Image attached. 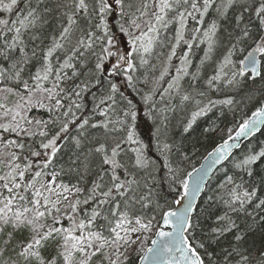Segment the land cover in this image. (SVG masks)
Listing matches in <instances>:
<instances>
[{"label":"snow or ice","instance_id":"6c2138e0","mask_svg":"<svg viewBox=\"0 0 264 264\" xmlns=\"http://www.w3.org/2000/svg\"><path fill=\"white\" fill-rule=\"evenodd\" d=\"M30 2V0H29ZM117 4L123 7L122 0H116ZM237 0H222L221 4L216 6L215 11L219 18H227L228 9L233 8ZM20 0H0V13L7 14L6 18H0V58L7 61L9 67H0V82L5 78L16 82H22L23 90L27 96L16 92L12 88L0 89L5 93H12L19 96V102L14 108L7 107L6 104L0 103V109L4 110V116H10L9 123H0V129L3 132H12L19 135L32 137L39 135L41 137H49L46 130L49 123H59V130L52 134L46 142H41L40 147L45 150L44 153L33 151L32 156H45L41 165L36 167L39 170L34 171L26 180L25 174L33 168V164L27 157H24L26 163H9L10 169L4 175H0V234L5 233V228L10 227L11 232L7 233V239L4 241V248L0 250V257L4 256V252L14 239V234L27 230L28 237L19 242V250L15 247L12 251L15 252L17 260L11 264H57L58 260H62L63 264H90L91 258L95 255L103 254L109 260V264H119L120 248L133 243L131 235L142 231H151L152 221L146 219L143 215L144 209H149L153 204V189L148 183L141 184L136 179L135 175L129 172L128 168L121 162L120 157L124 151L123 145L127 143L139 144L136 139L135 122L137 114L135 105L132 101H128V110L124 112V121H120L123 125L127 123V129H109L110 121L92 123L91 128H103L106 131H126V135L122 140L112 139L109 143L107 139L101 140L97 137L90 139L86 138L87 143L93 144V147L85 149L82 153L79 151L83 146V141L80 137L85 136L83 131L79 136L74 138L75 158L71 159L70 164L65 170L63 167L59 171L54 168L45 172L60 152V147L57 145L61 136L69 132V124H75L80 119L73 111V108L79 110L81 104L77 102L82 95L90 88L99 84L91 80L82 81L74 85L71 91V99L69 93L65 92L61 84L65 80L72 79L79 75L75 70L76 65L72 63L74 59L84 55V51L93 48V37L95 33L91 30H86V38L82 34L74 36L76 26L78 24L77 16L81 13L87 15L89 12V4L86 0H70V4L57 5V7L69 8L70 11H65L62 16L66 18L64 22L59 24V33L51 36V44L47 46L46 51L41 49V66L34 74H30L29 78L32 81L30 85L28 80L21 81L22 74L26 71V65L31 63L33 57L37 56V49H40V44L43 41V33L36 32V29H41L43 25L50 21L45 16L53 9L45 6L42 10L40 5L44 4V0H37L34 7L28 6L26 3V14L17 15L14 20H10V16L14 11H18ZM216 4V0H145L138 11L139 17L132 21V25L139 31V35L129 34L131 39L129 43L132 45V52L136 54L148 53L152 50L155 42L159 38L160 30L167 28L171 22L178 21L179 29L175 34V42L171 48V54L168 57L171 60L176 55V49L183 41L189 50L193 47V42L198 36L203 37L199 43H207V52L205 59H210V53L213 51L217 33L220 30L217 21L211 22L206 30L201 33V28L204 25V16L209 12V9ZM152 8L151 13L149 8ZM111 9V5L107 0H100L98 15L100 23L98 28H102L104 32V43L101 45V55L98 56L95 63V69L102 72L104 65L103 61L115 55L110 51L114 47V41L108 34V26L103 17L106 11ZM182 9V10H181ZM191 9V10H189ZM249 10V6L241 4L239 15L234 21L235 27L239 29L236 35L233 36L231 30L225 33V41L230 47L227 49V55L219 65L216 74L210 76L206 84L213 90H219L220 84L223 81L225 86L237 87L245 82L244 77L249 75L250 69L253 79L262 74L257 71L256 65L259 63L253 54L248 53V57L241 60L237 66L236 61L232 59L236 51H243V48H237V44H246L249 40L255 45L254 51L264 53V0L260 6L255 9V16L259 20V34L254 35L252 29L248 25L241 27V22L244 20V13ZM174 12L175 15L168 18L169 13ZM199 15V19L197 18ZM148 17L144 20V28L137 23V20ZM187 18L195 21L196 27L193 30L191 40L185 39V29ZM85 30L81 29L83 33ZM121 31H125L123 27ZM12 33L10 37L8 34ZM25 33H31L29 40L34 44L31 49V56L27 51L28 45L25 41ZM7 37V38H6ZM97 40L104 39L96 37ZM74 41V42H73ZM84 49V51H81ZM58 50L66 52V58L58 68H54L52 57ZM142 63L146 61L142 60ZM124 65V72L129 86L133 84V76L128 73L135 70V65L132 59L125 58L123 55L118 57L117 68L120 64ZM204 60L201 61V64ZM190 60L188 53H184L181 57V66L176 69V75L172 82L168 84V90L175 88L179 92L181 78L189 75L188 66ZM228 68V71L225 69ZM65 69H73L71 76ZM167 74V68L161 74L160 79ZM196 76L192 77L195 81ZM46 83H50V87H45ZM109 91L115 94L119 91L118 86L114 83L109 84ZM167 92V90H166ZM63 94V95H61ZM108 95L107 98L99 99L96 104V109H99V114L107 116V111L101 108L107 101H114V95ZM204 96L205 93H199ZM190 96L183 95V101H189ZM63 99H70L69 105L62 103ZM145 102L152 100L151 96L144 97ZM54 102V103H53ZM235 104L232 97H227L219 100L209 99L206 104L201 105V101L197 100V110L191 113L190 119L186 123L183 131L189 132L195 124L198 117L207 115L214 106L231 107ZM33 107L44 108L48 112L60 111L62 108L66 110L62 113L65 120H60L57 116L53 121L36 120L35 125L40 126L38 132L30 130L26 125H32L33 121L24 113ZM95 111V109H94ZM264 124V101L260 102V106L252 113L251 119L244 120L236 132L235 139L245 136L255 130L257 125ZM89 126V119L84 118L78 125V129H85ZM7 147H15L23 150L25 145L18 143L15 140H8ZM165 148H169L165 145ZM231 145L225 142L212 154V163L220 162L227 159ZM50 150V151H48ZM136 152L134 167L139 169L147 168L151 165V161L144 156L142 149H133ZM12 161L19 159L15 152L8 154ZM264 162V148L259 151L250 152L245 157L234 164L236 169L246 172L248 176H253V166ZM165 167L169 173V183H174L178 179L175 170L170 166V163ZM122 170V173H121ZM202 169L196 170V179L190 185L189 179H181L179 181L182 188V195L175 201L180 204L186 197L188 203L183 211L168 210L163 212L162 219L165 226H170L172 231H159L157 236L161 239L153 240L152 243L157 245L156 248H148L145 253V259L151 257H160L167 255V264H206L204 257H208V264H264V246L255 248L248 243L249 234L255 230V217L253 224L245 223L241 227L235 219L228 214L240 213L245 211V206L251 204L257 196V189L244 188L242 183H237L233 177H227L226 192L218 197L228 211L224 215L215 217V226L211 227L207 233L209 246L218 244L221 252L218 255L210 256L204 242H199L194 246L186 235L193 229L192 218L189 213H193L196 209L193 206L197 194L200 191ZM94 174V175H93ZM206 174V173H205ZM75 176V182L69 179L67 183L61 179L62 176ZM191 179L193 173H188ZM89 176L92 179L89 181ZM59 181V183H58ZM87 183L91 187H85ZM262 183H264V175H262ZM175 190V189H174ZM23 193H30L25 195ZM209 206L206 212L210 211L214 198L208 197ZM92 204L91 209H84L83 205ZM139 205V209H137ZM256 208L264 207V199H259L255 205ZM63 209V211H62ZM84 212V218H80V213ZM251 215V213H248ZM51 218V223H48ZM105 221L104 225H97V219ZM63 219L69 222L68 227L63 226ZM154 219V217L152 218ZM264 220V217L261 218ZM107 231L108 235L104 232ZM79 233V234H77ZM229 234L231 237L229 238ZM58 238L59 243L56 246L55 255L51 258H45L41 249L45 247V242L49 239ZM111 249L109 253L107 250ZM198 249H205L203 256ZM176 253L180 255L177 257ZM79 254V259H77ZM115 256V259H113ZM7 264V262H5Z\"/></svg>","mask_w":264,"mask_h":264},{"label":"trees","instance_id":"16d2710c","mask_svg":"<svg viewBox=\"0 0 264 264\" xmlns=\"http://www.w3.org/2000/svg\"><path fill=\"white\" fill-rule=\"evenodd\" d=\"M89 4V12L87 15L81 13L77 16L78 24L74 26L76 31L74 36L84 35L86 38V30H91L95 33L93 37V48L84 51V55L79 59L71 61L76 65V71L79 73L78 76L72 79L65 80L61 87L64 88L65 92L69 93L71 97V91L74 85L81 83L82 81L91 80L95 82L99 80L100 83L90 88V91L84 93L81 98L77 100L81 104L79 110L73 108L76 115L80 117L75 124H69V132L61 136L58 140L57 145L60 147V152L57 153L52 164L49 165L48 169H44L45 172L51 171L53 168L57 171L63 167L67 170L71 159H74V153L77 151L74 145V138L78 137L80 132L83 131L85 136L80 137L84 142L82 148L79 150L81 153L88 148L93 147V144L87 143L86 138L97 137L101 140L107 139L109 143L112 139L122 140L126 131H106L103 128H91L92 123L110 121L109 129H127V123L121 124L120 121H124V112L128 110V101L131 100L135 105V111L137 118L135 120V132L136 139L140 141L139 144L127 143L123 145V153L120 157L121 162L128 168L129 172L135 175L136 179L141 184L148 183L153 189V204L149 209L143 210V215L146 219H151L152 227L156 230L159 229L162 220L163 212L172 210L175 205V201L178 199L182 192L179 181L186 179L188 173L195 170L205 156L211 152L216 146L230 138L239 128V125L247 120L254 111L260 106V102L264 101V53L261 56L260 62V73L257 80H253L249 74L244 77L243 83L237 87L225 86L222 81L219 90H213L206 84L207 79L216 74L219 69V65L223 61L225 55H227V49L230 47L225 41V33L229 30L232 31L233 36L239 31L235 27L234 21L239 15L241 4L249 6V10L244 13V20L241 22V27L248 25L254 35L259 34V20L255 16V9L260 6L262 0H237L236 5L233 8L228 9L227 18H219L218 13L215 11L216 6L220 5L222 0H216V4L209 9V12L204 16V25L201 28V33L208 28V26L214 20L217 21L220 30L217 33V39L213 51L210 53V59H205V53L207 52V43H199L200 39H203L202 35L197 37V40L193 42V47L189 52L187 45L181 41L180 46L176 49V55L168 59L171 54V48L175 42V34L179 29V23L171 22L167 28L160 30L159 38L155 42L152 50L148 53L136 54L132 52V45L129 43L131 36L139 35V31L133 27L132 21L139 17L140 13L138 8L142 6L145 0H122L123 7L116 3V0H107V3L111 5V9L106 11L103 19L108 26V34L113 38L114 43L117 36H120V42L125 48V58H131L135 70L128 73L133 76V84L128 85L124 65L121 63L119 70L110 79L104 74L106 65L111 61L113 56L107 57L103 61V71L98 72L95 69V63L97 58L101 55V45L107 37H104L102 28H98L97 25L100 23V17L98 15V8L100 0H86ZM158 2V0H157ZM202 3V0H200ZM26 3L28 6L34 7L37 0H20L18 11H14L9 17L10 20H14L17 15L26 14ZM70 4V0H44V4L40 5L41 10L47 6L53 9L52 12L46 13L45 16L49 19V23L43 25L41 29L35 31L43 33V41L40 44V49H37V56L33 57L31 63L26 65V71L21 76V81L28 80L29 84H32L29 78L30 74L40 68L42 60L41 56L43 52L41 49H47V46L51 44V36L59 33V24L66 20L62 16L65 11H70L69 8L57 7V5ZM182 10V9H181ZM191 10V9H189ZM152 8H149L151 13ZM175 15L174 12H170L168 18ZM7 14L0 13V18H6ZM199 19V15L197 14ZM137 20V23L141 25V29L144 28V20ZM125 31H121V28ZM199 27L195 21L191 18H187V24L185 29V39L191 40L193 30ZM81 29L85 31L82 33ZM12 33L8 34L10 37ZM31 33H25V41L28 45L27 51L31 56V49L34 44L29 40ZM96 37H103L102 40H97ZM7 38V37H6ZM74 42V41H73ZM237 48H243V51H236L232 59L236 61L237 66H241L239 62L244 60L249 52H251L255 45L249 40L246 44H237ZM113 52V51H112ZM188 53L190 65L188 66L189 75L181 78L180 90L177 92L175 88L168 90V84L172 82L176 75V69L181 66V57L184 53ZM66 58V52L58 50L52 57L54 68H58L59 64H62ZM146 61L142 63L141 61ZM204 63L201 64V61ZM0 67H9L7 61L0 58ZM167 68V74L160 79L164 69ZM69 76L73 69H65ZM228 71V68L225 69ZM196 76L195 81L192 77ZM114 83L118 86L119 91L115 94H111L109 91V84ZM50 83H46L45 87H50ZM12 88L16 92H19L25 97L27 93L23 90L22 82H16L5 78L0 82V89ZM167 90V92H166ZM205 93L204 96H200L199 93ZM5 94L6 100L3 103L15 107L16 103L19 102V96L12 93H5L0 91V94ZM114 95V101H107L105 105H101V108L107 111V116L99 114V109H96V104L99 103V99L107 98L108 95ZM189 95L191 98L189 101H183V95ZM63 95V94H61ZM151 96L152 100L145 102L144 97ZM227 97H232L235 100V104L231 107L226 106H214L208 112L207 115L198 117L192 129L185 133L183 131L186 123L190 119L191 113L197 110L196 101H201L203 106L211 100H219ZM71 99H76L71 97ZM54 103V102H53ZM64 105L70 104V99H63ZM95 109V111H94ZM66 108L60 109V111L48 112L44 108L33 107L26 113H24L29 119L33 121L32 125H26L29 129L33 127L36 120L41 121H53L57 116L60 120H65L62 113ZM89 119V126L85 129H78L77 125L84 119ZM0 123L4 122L0 116ZM39 127L40 126H36ZM59 123H49L47 125V131L49 137L59 130ZM40 130H43L40 128ZM38 132V131H37ZM49 137H41L38 134L32 137L26 135H17L12 132H3L0 129V148L6 145L8 140H15L18 143H23L25 148L23 150L15 147H8L9 152H15L19 157L15 163H26L24 157H27L33 164V168L25 174L27 180L34 171L39 170L37 165H41L42 161L46 158L41 155L40 157L32 156L33 151H39L44 153L45 150L40 147L41 142H46ZM168 145L169 148H165ZM264 148V128L263 130L248 143L244 144L242 148L236 152L231 159L216 173L212 181L207 187L204 196L201 198L196 211L192 215L193 229L190 230L187 235L189 236L190 242L196 246L199 242H204L207 251L210 256L218 255L221 252L218 244L209 246L207 240V233L211 227L215 226V217L217 215H224L228 209L226 206L219 201L218 197L226 192L227 177L231 176L237 183H242L244 188L257 189V196L253 199L251 204L245 206V211L240 213L228 212L233 219L244 227L245 223L253 224V217H255V230L252 231L248 236V243L253 245L255 248L264 246V207L256 208L255 205L259 202V199H264V183H262V175H264V162H261L253 166V176H248L246 172L236 169L234 164L239 160L243 159L246 154L250 152L259 151ZM133 149H142L143 154L151 161V165L144 169L134 167L136 152ZM5 158V157H4ZM3 157L0 158V165L5 164ZM170 163V166L175 170L178 179L174 183H169V173L166 164ZM0 169L2 167L0 166ZM122 173V170H121ZM123 174V173H122ZM94 175V174H93ZM62 180L65 183L69 179L75 182L76 177L73 175L62 176ZM89 181L92 176H89ZM59 183V181H58ZM221 185H225L222 188ZM85 187H91L90 183L82 185ZM175 189V190H174ZM26 196L30 193H23ZM212 196L214 202L210 211L206 212L209 206L208 197ZM84 209H91L92 204L83 205ZM139 209V205L136 206ZM63 211V209H62ZM251 213V215H248ZM154 217V219H152ZM80 218H84V212L80 213ZM48 223H51L49 218ZM63 226L68 227L69 222L67 219H63ZM97 225H104L105 221L97 219ZM11 232V228H5V233L0 234V250L4 248V241L7 239V233ZM79 234V233H77ZM108 235L107 231L104 232ZM29 233L27 230L23 232H17L14 234L12 243L8 246L4 252V256L0 257V264H11L12 261L17 260L15 252L12 248L15 247L19 250V242L25 240ZM148 241L147 246L150 244L152 238ZM231 234H229V238ZM59 243L58 238L49 239L45 242V247L41 249V253L45 258H51L55 255L56 246ZM128 245L120 248L119 264H137L142 253L139 251L128 252ZM203 256L205 249H198ZM79 259V254H77ZM115 259V256H113ZM206 264H208V257H204ZM122 261V263H121ZM124 261V262H123ZM20 264H24L23 261ZM35 264V261H32ZM57 264H63L62 260H58ZM90 264H109V260L103 254H97L91 258Z\"/></svg>","mask_w":264,"mask_h":264},{"label":"water","instance_id":"95a60500","mask_svg":"<svg viewBox=\"0 0 264 264\" xmlns=\"http://www.w3.org/2000/svg\"><path fill=\"white\" fill-rule=\"evenodd\" d=\"M117 39H119V37H117ZM251 52H253V54L255 55L257 61L259 62L256 65L257 71L260 72V57L262 56L263 53H259V52H255L254 50H252ZM118 53H119V57L122 55L121 53V47L119 45L118 47ZM248 57V55H247ZM246 57V58H247ZM245 58V59H246ZM118 63V60L109 68V77H113L114 71L117 69L116 65ZM249 73L250 69L248 70ZM259 77H256L253 80H257ZM252 115L248 118L251 119ZM247 119V120H248ZM264 128V124H260L257 125L255 130L252 132H249V134L245 135V136H241L239 139H235L236 136V132L227 140H225L224 142L220 143L218 146H216L211 152H209L205 158L201 161V163L199 164V166L193 170L191 173H193V177L190 179L188 176L186 179H189V183L190 185L192 184V182L196 179V170L197 169H202V173L201 175L203 176V179L201 181V185H200V191L197 194L195 200L193 201V206L196 209L201 198L204 196L207 187L209 185V183L212 181V179L214 178V176L216 175V173L231 159V157L238 152L242 146L246 143H248L251 139H253L254 137H256ZM225 142H228L231 145V148L229 149V156L227 159H224L220 162L217 163H212L213 160V156L212 154L216 152V150L218 148H220L221 145H223ZM206 173V174H205ZM182 195V192L181 194ZM180 198V196L178 197V199ZM177 199V200H178ZM188 203V198L186 197L184 200L181 201L180 204H176L174 205V208L172 209L173 211H183L184 207L187 205ZM194 213V212H193ZM193 213H189V216L192 218ZM172 231V228L170 226H165L163 219L161 220V224H160V228L158 229V231L155 233L153 240H159L161 238H159L157 236V233L159 231ZM187 235V233H186ZM150 243V245L146 248V250L143 252V254L140 256L138 264H167V255H163L160 257H149L147 260L144 258L145 257V253L147 251L148 248H156L157 245H154L153 243ZM180 254L176 253V256L178 257ZM177 264H179V262H177Z\"/></svg>","mask_w":264,"mask_h":264},{"label":"rangeland","instance_id":"374dc122","mask_svg":"<svg viewBox=\"0 0 264 264\" xmlns=\"http://www.w3.org/2000/svg\"><path fill=\"white\" fill-rule=\"evenodd\" d=\"M121 47V53L124 57L125 56V48L123 47V44L120 45ZM110 51H113L115 53V55H113V58L111 59V61L106 65L105 69H104V72L107 71L109 69V67L114 64V62H116V60L118 59V43H117V40H116V43H114V47L110 48ZM4 100H6L5 98V94H0V103H3ZM6 104V103H4ZM7 107L9 108H14L12 107L11 105H8L6 104ZM0 116L2 117V120L4 122H10V116L8 117H5L4 116V110L3 109H0ZM30 130L34 131V132H37L40 130L39 127H36V125L34 124L32 128H30ZM49 151V150H48ZM10 152L8 150V147L7 146H3L0 148V158L1 157H5L3 160V162H6L5 164H1L0 166L2 167V169H0V175H4L5 173H7L10 169L8 168V164L9 163H15L16 161H12L10 156L8 155ZM45 157V156H44ZM46 158V157H45ZM156 232V229L154 227L151 226V231H147V232H140V233H134L131 235V239L133 241V243L129 244L128 247H129V250L128 252H135L136 249L137 251H139L140 253L144 252V250L146 249L147 247V243L148 241L151 239V237L155 234ZM109 253L112 252L111 249H108L107 250ZM124 262V261H123ZM122 263V261H121Z\"/></svg>","mask_w":264,"mask_h":264}]
</instances>
